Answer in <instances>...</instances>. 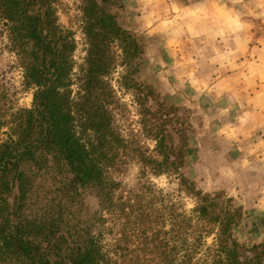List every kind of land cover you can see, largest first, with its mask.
<instances>
[{
  "label": "trees",
  "instance_id": "16d2710c",
  "mask_svg": "<svg viewBox=\"0 0 264 264\" xmlns=\"http://www.w3.org/2000/svg\"><path fill=\"white\" fill-rule=\"evenodd\" d=\"M59 1L0 0V45L16 56L24 85L33 91L31 108L0 106V264H264V242L247 246L235 237L242 209L197 190L181 174L191 139L176 152L173 141L157 134L156 156L148 165L156 176L176 177L196 200L193 209L181 211L175 195L154 184L135 201L115 203L119 185L101 151L110 140L120 142L109 108L116 93L106 79L118 49L123 65H131L121 85L143 90L134 79L143 45L111 12L114 0H79L88 50L75 77L77 46L73 33L59 24ZM6 97L0 93V101ZM173 109L161 104L164 113ZM50 164L65 192L59 200L42 201L37 181ZM79 188L98 190L116 232L93 234L69 224L66 204L75 201Z\"/></svg>",
  "mask_w": 264,
  "mask_h": 264
},
{
  "label": "rangeland",
  "instance_id": "374dc122",
  "mask_svg": "<svg viewBox=\"0 0 264 264\" xmlns=\"http://www.w3.org/2000/svg\"><path fill=\"white\" fill-rule=\"evenodd\" d=\"M137 1L139 12L136 14L132 12L129 0H114V6H111V12L117 15L119 24L138 37L144 49L139 61L141 72L134 76L135 81L143 85L144 91L137 92L121 85L122 77L129 74L131 65L128 68L123 65L125 57L118 49L115 70L106 79L116 93L109 108L112 114L111 130L119 137L120 142L110 140L101 151L106 156L104 161L110 178L119 185L114 193L115 203L118 204L120 200L135 201L136 194L144 187L154 184L158 189H163L165 194L173 193L181 204V211L189 212L193 209L196 200L188 196L176 177L156 176L148 165V161L156 156L157 134L166 136L168 142L173 141L176 152L182 150L184 142L191 139L190 152L182 165L181 174L193 182L197 190L211 195L212 198L219 194L222 198L220 202L223 197L231 199L236 207L242 209L241 226L235 231V237L241 244L251 246L263 243L264 118L258 114L259 107H262L259 103L262 98L259 101L253 100V96L242 92L241 89L233 91L229 96L222 95L221 91L226 90L223 87L227 84L218 78L216 81H207L208 84H213L210 91L192 88L180 75L177 77V66L173 60L194 52L203 59L204 56L213 57L214 60L226 59L229 58V43H233L237 54L244 57L253 54L250 52L253 45L258 47V53L246 58L241 57L242 61L264 60V0H198L199 5H206L207 9H202L198 14L179 12L175 9V19L168 22L164 21L169 15L166 7H161V3L154 0L153 10L157 11L154 12L157 15L153 24L158 25L159 31L151 25L152 12L146 9L151 0ZM82 8L79 0H61L56 4L59 24L70 30L75 38V77H78L85 67L88 50L83 33ZM219 8L226 9V13ZM157 21L160 23H156ZM182 24L195 26L192 32L202 43L200 47L167 46V40H174L167 37V27L176 28L182 36ZM226 24H236L235 29L231 27V32L233 37V33L242 35L237 40L238 44L233 38L219 37V29ZM171 49L178 53V56L172 55ZM138 60L135 59L132 66L137 64ZM196 60L194 58L190 64L191 70H198L199 63ZM258 62H263L264 65V61ZM203 63L201 64L206 68V72L211 71L213 66L220 72L223 69L221 62ZM243 67L255 73L259 69L248 63ZM0 86V93L5 92L7 95L5 99H1L0 106L11 107L12 111L32 107L33 91L24 85L23 71L16 56L2 45ZM74 90L77 91V85H74ZM163 102L174 106V109L164 113L166 111L161 110ZM7 114L8 119L10 113ZM53 166L50 164L45 174L37 181V191L42 201L59 200L65 192L60 183V175L56 169H51ZM77 192L75 201L66 204V220L69 224L88 227L93 234L107 228L116 232L117 226L113 224V218L98 190L79 188ZM142 193H147V190ZM147 202H150L148 197ZM215 202L219 203L216 199ZM211 242L212 240L209 241Z\"/></svg>",
  "mask_w": 264,
  "mask_h": 264
},
{
  "label": "crops",
  "instance_id": "0c3cea01",
  "mask_svg": "<svg viewBox=\"0 0 264 264\" xmlns=\"http://www.w3.org/2000/svg\"><path fill=\"white\" fill-rule=\"evenodd\" d=\"M130 1V5L132 6V12L136 14V12H139V3L137 0H129ZM154 0L149 1L148 7H146V9H149V11L152 12V14L150 13V17L152 19V23L151 25H153L154 29L156 31L158 30V25H154L153 22L156 21L154 20V17L157 14H154V12L157 13V11H154L153 7H154ZM159 1V3H161V7H166L165 9L167 10V13L169 15H167V19H165L164 21H170L171 19H175L174 18V14L173 12L175 11V9H177L179 12H183L185 11L186 13H193V14H198L199 11H201L202 9H207L206 5L201 6L199 5V1L198 0H156V2ZM152 2V3H151ZM151 3V4H150ZM212 5V3H211ZM210 5V6H211ZM214 5V4H213ZM158 7V6H157ZM209 7V6H208ZM221 10H224V14L226 13V9H222L219 8ZM135 11V12H134ZM156 23H160V22H156ZM161 26V25H159ZM234 27V29L236 28V24H229L222 28L219 29L218 32L219 33V37H221V39L223 38H233V40L235 41V43L238 44L237 40L239 38L242 37V35H237L236 33L234 34V37L232 36V32L233 29L231 27ZM194 25H190V24H182V30L181 34L182 36L179 34V32L176 30V28L174 27H167V30L169 31V34L167 37H171L174 40H167L168 45L170 47H200L202 45V43H200L197 40V36L195 34H193L192 32V28H194ZM216 28H214L215 30ZM211 30V29H210ZM195 31V29H194ZM215 32V31H213ZM167 35V34H166ZM215 42L216 39L214 40ZM257 41V40H256ZM259 41V40H258ZM230 47L228 48L229 52L227 51V53L229 54V58L226 59H220L218 58V60H214L212 58H208L206 56H204V59L200 57V55L198 53L192 54V53H188V56H185L184 54L182 55V57L180 58H174L173 62L176 64L177 68H176V75L179 78L180 77L186 81L187 83H189L191 85V87H195L197 89L203 90V91H210L213 86V84H208L207 81L209 79H213L214 81H216V78L220 79V80H224L226 82L227 85H225V87H223V89L226 90H222L221 93H223L222 95H227L229 96L230 93H233V91L237 90V89H241L242 92L247 93L252 97V99H257V101H259L260 98H262V102L261 103V108L259 107L260 111L258 114H260L263 118H264V65L262 64L263 62H261V64H259L258 61H264V60H255L253 62H250V59L247 60L244 59L242 61V58H246L249 55L256 54L258 52L256 46L253 45V48H250V52L253 54H249L248 56L244 57V55L239 56L237 54V48L235 45H233V43H229ZM252 46V45H251ZM180 51V50H179ZM255 51V53H254ZM170 53V51H168ZM171 53L172 55L178 56V53H176L173 49H171ZM187 57H189L190 59H187ZM196 58V62L199 63L198 66V70L195 71V69L191 70L190 64L193 62V59ZM201 58V59H200ZM200 59V60H199ZM172 60V58H171ZM200 61V62H199ZM172 62V63H173ZM204 62V63H203ZM221 62V63H220ZM205 64V63H220L221 67H223L222 71L220 72V70H217L214 66L211 67V71H207L206 72V68L203 67V65L201 64ZM248 63V65L251 66H255L258 67L259 69L257 73L252 72L250 70H246L243 65ZM234 65V68H233ZM230 67V70H229ZM200 69V70H199ZM243 69V70H240ZM190 70L192 71L190 73ZM217 70V71H216ZM216 71V72H214ZM232 71V72H231ZM236 71V72H235ZM242 71V73H240ZM237 75V77H235ZM174 77V75H172V78ZM180 78V79H181ZM223 82V83H225ZM214 83V82H213ZM198 91V90H197Z\"/></svg>",
  "mask_w": 264,
  "mask_h": 264
}]
</instances>
